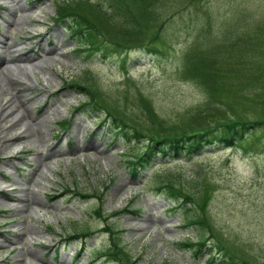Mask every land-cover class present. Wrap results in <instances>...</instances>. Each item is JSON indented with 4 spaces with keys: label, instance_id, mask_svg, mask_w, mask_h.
<instances>
[{
    "label": "rangeland",
    "instance_id": "1",
    "mask_svg": "<svg viewBox=\"0 0 264 264\" xmlns=\"http://www.w3.org/2000/svg\"><path fill=\"white\" fill-rule=\"evenodd\" d=\"M64 1L0 0V51L6 41L39 52L27 68L12 67L15 78L25 83L26 100L34 99L32 111L47 118L45 139L16 137L0 146V264H62L63 259L68 264H119L110 256L93 260L113 240L103 231L108 226L120 232V243L138 264H207L208 255L196 258L194 248L180 246L189 236L197 240V230L185 226L180 209H169L174 201L156 195L159 175L206 204L204 211L198 207L206 213L203 230L236 251L238 262L264 264V130L256 132L247 153L230 148L180 163L158 159L133 178L127 160L139 147L124 137L114 141L93 115L74 111L85 96L65 86L86 78L87 88L106 96L97 98L107 110L126 119L134 116L128 120L131 129L147 125L146 131H153L152 122L180 126L203 117L261 118L264 0L160 3L151 33L160 35L158 52L144 56L131 50L127 72L117 49L107 61L100 56L87 61L76 52L83 42L72 35L70 21L54 24ZM190 51L211 55L218 66L234 70L223 89L217 87L219 93L186 75ZM63 120L70 121L69 127L58 137ZM26 188L40 195L41 205L20 200ZM74 191L103 195L85 199ZM76 229L97 231L84 251L79 238L65 240Z\"/></svg>",
    "mask_w": 264,
    "mask_h": 264
},
{
    "label": "trees",
    "instance_id": "2",
    "mask_svg": "<svg viewBox=\"0 0 264 264\" xmlns=\"http://www.w3.org/2000/svg\"><path fill=\"white\" fill-rule=\"evenodd\" d=\"M167 1L65 0L59 7L57 22L70 21L69 29L73 36H78V39L83 42L81 46L77 47L76 52L84 55L87 61L96 56L107 61L111 58L113 50L117 49L121 55L124 54L121 62L123 70L127 72V66H130L132 62L129 53L131 50H138L144 56L158 52L157 40L160 35L155 32L151 33L158 23L159 13L157 10L160 3L163 4ZM193 1L200 2L202 0ZM255 36L258 38L257 33ZM200 52L190 51L187 54L186 75L198 85L203 86L204 89L216 90V93H219L217 87L222 85L219 89H223L224 80L228 79V76H234V70L230 67L218 66L217 59L214 60L210 57L211 55ZM85 81L86 78L81 77L80 81H70L66 84L71 91L86 96L85 100L79 102L75 108L91 115L95 114L94 116L98 118L97 123L107 124L114 141L124 137L130 144L135 142L139 148L136 151L133 149L132 155L127 160L128 170L133 178L140 177L141 173L150 169L158 159L163 163L171 161L180 163L200 158L208 152L230 148L235 150L242 148L247 153L251 151V144L256 137V132L259 129L264 130V101L259 108L261 118L258 119L226 118L206 121V118L203 117L201 122L197 120L199 123L180 124V126H169L165 121L152 122L153 131H146L147 125L134 126L135 128L131 129L132 125L128 120H134V116L128 115V119H126L118 112L107 110L108 105L97 98L100 96L105 99L106 96L98 92L97 89L87 88ZM240 86L242 87L241 84ZM103 105L104 107H102ZM205 110L208 111V106ZM155 117L152 118L155 119ZM67 122V120L61 122L63 129L67 127ZM165 180L161 175L158 176V181L154 183L153 187L156 195H163L174 201V210H181L185 226H191L197 230V241H193L194 239L189 237L187 241L180 242V246L187 249L194 248L196 258L208 255L207 264H241L238 262L236 251L225 246L219 238L212 239L211 237L215 236L211 233L212 236L208 235L203 230L207 225L206 213L200 214L199 208L204 211L206 204L195 199L190 191H187L182 185H176L172 179L166 178ZM205 180L206 178H204V182ZM207 187L209 186L203 187V192ZM76 192L78 193V191ZM78 195L85 199L100 198L102 193L79 192ZM188 204L190 207H186ZM126 210L136 214L139 212L137 209L127 208ZM95 211L100 218L103 217L101 207ZM103 230L111 233L113 240L109 247L96 252L94 260H98L101 256H110L122 264H138V260L120 243L118 230L110 226ZM96 232L90 229L75 231L67 237L69 239L81 237V245L84 250L87 248L88 237ZM243 264L251 263L244 260Z\"/></svg>",
    "mask_w": 264,
    "mask_h": 264
},
{
    "label": "bare ground",
    "instance_id": "3",
    "mask_svg": "<svg viewBox=\"0 0 264 264\" xmlns=\"http://www.w3.org/2000/svg\"><path fill=\"white\" fill-rule=\"evenodd\" d=\"M11 13H15L14 8L4 5ZM4 41V40H3ZM2 41V42H3ZM3 49L0 51V146L3 143L15 140V138H25L27 136L37 135L41 139L47 136L46 117H41L32 111L34 99L27 98L26 91L21 87L25 85L22 80H17L16 73L13 71V65L18 68H27L28 65L34 64L39 52L33 48H26L18 44L3 42ZM29 69V68H28ZM27 69V70H28ZM30 100V101H29ZM58 111V110H57ZM15 134V135H14ZM80 133L78 138L80 139ZM28 188L21 190L25 193L22 195L23 202L33 201L36 205H41V197L37 192L30 195ZM28 203L23 204V206ZM38 256V254H37ZM63 259L62 264H68Z\"/></svg>",
    "mask_w": 264,
    "mask_h": 264
}]
</instances>
